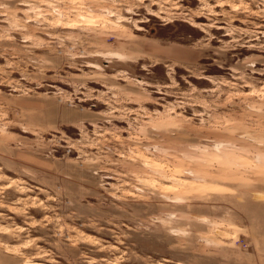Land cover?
I'll use <instances>...</instances> for the list:
<instances>
[{
  "label": "rangeland",
  "instance_id": "obj_1",
  "mask_svg": "<svg viewBox=\"0 0 264 264\" xmlns=\"http://www.w3.org/2000/svg\"><path fill=\"white\" fill-rule=\"evenodd\" d=\"M0 264H264V0H0Z\"/></svg>",
  "mask_w": 264,
  "mask_h": 264
}]
</instances>
